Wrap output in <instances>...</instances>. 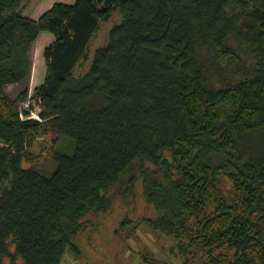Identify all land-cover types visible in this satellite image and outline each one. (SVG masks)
Listing matches in <instances>:
<instances>
[{
    "label": "trees",
    "instance_id": "trees-1",
    "mask_svg": "<svg viewBox=\"0 0 264 264\" xmlns=\"http://www.w3.org/2000/svg\"><path fill=\"white\" fill-rule=\"evenodd\" d=\"M24 8L0 0V264H61L123 176L182 264H264V0H75L37 20ZM41 32L54 41L34 119L27 89L4 90L28 77ZM46 134L50 176L29 152Z\"/></svg>",
    "mask_w": 264,
    "mask_h": 264
},
{
    "label": "rangeland",
    "instance_id": "rangeland-1",
    "mask_svg": "<svg viewBox=\"0 0 264 264\" xmlns=\"http://www.w3.org/2000/svg\"><path fill=\"white\" fill-rule=\"evenodd\" d=\"M35 2L36 0H23L24 16L28 17L31 9L39 8L42 4ZM119 22L120 16L116 12L108 21L100 24L98 32L89 43V59L79 64L75 69L76 77L82 76L88 71L93 52L107 42L110 28ZM42 34L53 36L51 33L41 32L32 43L29 51L32 63L28 77L4 90L8 99L13 100L20 92L27 89L26 99L20 105L33 118H37L39 107L36 102L31 100V96L34 88L39 86L44 79L43 50L49 44ZM36 61L39 69L34 68ZM52 138L51 134L37 138L29 150L34 157L32 164L43 168L46 176H50L53 170ZM29 165L28 163L22 164L23 167ZM126 183L127 176H123L119 184L108 189L106 194L111 200L108 212L86 216L84 229L74 240L77 251L75 253L66 252L61 264H150L151 262L182 264L183 260L176 254L177 250L174 249L173 240L153 232L142 224L143 219L154 217L155 212L142 197L140 180L136 181L131 189H127ZM126 189L128 195L124 198L123 190ZM122 221L124 222L123 228L120 226ZM126 226L127 228H124ZM4 264H7V261ZM190 264L198 263L190 262Z\"/></svg>",
    "mask_w": 264,
    "mask_h": 264
},
{
    "label": "crops",
    "instance_id": "crops-1",
    "mask_svg": "<svg viewBox=\"0 0 264 264\" xmlns=\"http://www.w3.org/2000/svg\"><path fill=\"white\" fill-rule=\"evenodd\" d=\"M74 3L75 0H69L68 2L66 0H57V1H54V0H36L35 3H42L41 6L39 8H34V9H31V12L29 13V16L28 18L32 19V20H37L41 14H43L46 10H48L50 8V6L53 4V3ZM46 3V4H45ZM47 3H49L47 5ZM37 9V10H36ZM42 36H44L43 38L47 41V43H49L48 45L52 44L53 41H54V36H50L48 34H42ZM38 37V36H37ZM37 39V38H36ZM35 42V41H34ZM30 49H31V46H30ZM29 49V51H30ZM28 51V55L30 54ZM29 58H30V62H31V55H29ZM32 63V62H31ZM33 65V64H32ZM38 68V65H37V61H36V64L34 66V68ZM33 68V67H32ZM30 71H31V67H30ZM41 84V83H40Z\"/></svg>",
    "mask_w": 264,
    "mask_h": 264
},
{
    "label": "built area",
    "instance_id": "built-area-1",
    "mask_svg": "<svg viewBox=\"0 0 264 264\" xmlns=\"http://www.w3.org/2000/svg\"><path fill=\"white\" fill-rule=\"evenodd\" d=\"M31 118H33V117H31ZM34 119H39V118H38V116H37V118H34Z\"/></svg>",
    "mask_w": 264,
    "mask_h": 264
}]
</instances>
